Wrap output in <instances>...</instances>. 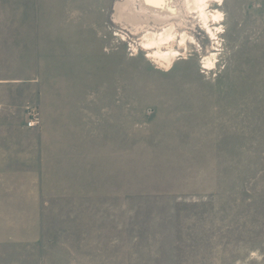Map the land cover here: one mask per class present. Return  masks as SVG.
<instances>
[{
    "label": "rangeland",
    "instance_id": "374dc122",
    "mask_svg": "<svg viewBox=\"0 0 264 264\" xmlns=\"http://www.w3.org/2000/svg\"><path fill=\"white\" fill-rule=\"evenodd\" d=\"M124 2L0 0V149L78 151L40 156L32 179L9 170L37 160L0 164V264H264V0L210 4L215 40L181 12L173 32L192 41L169 69L141 46L159 28L147 9L118 20ZM24 4L50 36L5 24ZM28 61L37 83L19 81Z\"/></svg>",
    "mask_w": 264,
    "mask_h": 264
},
{
    "label": "bare ground",
    "instance_id": "6f19581e",
    "mask_svg": "<svg viewBox=\"0 0 264 264\" xmlns=\"http://www.w3.org/2000/svg\"><path fill=\"white\" fill-rule=\"evenodd\" d=\"M140 4L139 11L147 9L149 13V20L153 25H157L159 28L150 32L145 31L142 36L141 46L144 50L149 51L148 56L154 60L158 65H162L164 68L169 69L179 58V50L186 47L187 39L190 42L191 38L185 34H179V39L173 32V25L170 20L173 18L182 16L181 12H194L200 19L203 28L207 31L212 40H215L216 34L220 33L216 28L215 32L210 29V24L219 25L221 16L218 11L210 13L208 8L210 4L220 5L221 0H182L181 9H173L170 6L169 0H125L120 4L118 8V20H124L132 22L137 20V12L135 11L134 3ZM137 4V3H136ZM169 4V5H168ZM178 4V3H177ZM128 6V9H125ZM137 8V7H136ZM140 13V12H139ZM146 14V15H147ZM141 15V14H139ZM156 28V27H155ZM180 49H176L175 47ZM204 69L212 70L215 67L214 55L204 59Z\"/></svg>",
    "mask_w": 264,
    "mask_h": 264
},
{
    "label": "crops",
    "instance_id": "0c3cea01",
    "mask_svg": "<svg viewBox=\"0 0 264 264\" xmlns=\"http://www.w3.org/2000/svg\"><path fill=\"white\" fill-rule=\"evenodd\" d=\"M16 6H13V8H15ZM22 8H20L19 10L22 11V13L20 12V14H18L17 16L19 18H13L12 16H10L9 13H7L5 16H7V18L3 19V21H5V24H13V23H21V30L19 31V29L17 30L18 33H20L23 37H24V41L26 42H33L34 37L36 36V40L39 41L41 32H43V38L46 36H50V31L45 32L44 29H40V21L33 19L32 17V5L31 4H24L21 5ZM11 8V10L13 9ZM7 11H10L9 8H6ZM12 15V14H11ZM42 26H45L44 21L42 22ZM31 59L32 57L29 56ZM24 67L21 69L20 71V75H22V77H20L19 81L25 83V82H29L31 84L37 83L39 81V77L41 73L40 68L36 69L33 67V62L32 61H28V63L26 65H23ZM38 66H39V62H38ZM37 68V67H36ZM54 68V66H53ZM35 77H32V76ZM39 75V77H38ZM42 91V90H40ZM43 95L42 92L40 93V97H39V108L41 110V120L44 122L45 119V111H46V106H45V102L43 100ZM56 104H53L52 109L48 110L49 115H50V121H49V129L48 132H52L54 137L59 136L60 138V133L59 135L56 133V131H60L59 130V115L61 114V112L58 110V106L59 104L57 102H55ZM51 118H52V122H51ZM48 126V125H47ZM44 128V127H42ZM50 135V134H49ZM0 151H2L0 154H3V152H5L6 156L5 157H0V164H6V165H11V164H15V163H23V164H31V162L37 160L36 164L38 165V169L36 168V171H31V170H24V171H14V170H9L10 172H13V176L15 177L16 174L18 173H24V175L28 178V179H32L34 177V173L37 174L36 177L39 176L38 174V170H39V166H43L45 165V160L44 158L40 157V156H44L46 154H48L49 156H53L52 158H50L49 160H53L54 162L58 163L59 160L61 159V157H63L64 161L66 162H77L78 158H75L74 156H77L78 151L75 149H59V148H49L46 150V148H7V149H0ZM48 160V162H49ZM17 172V173H16ZM10 183V182H8ZM23 186L25 187H30L33 186L34 183H29V182H22ZM27 193L31 194L32 191H27Z\"/></svg>",
    "mask_w": 264,
    "mask_h": 264
},
{
    "label": "built area",
    "instance_id": "2783aa9c",
    "mask_svg": "<svg viewBox=\"0 0 264 264\" xmlns=\"http://www.w3.org/2000/svg\"><path fill=\"white\" fill-rule=\"evenodd\" d=\"M39 125V116L35 112H30L29 113V120L27 122V127L29 128H34Z\"/></svg>",
    "mask_w": 264,
    "mask_h": 264
}]
</instances>
